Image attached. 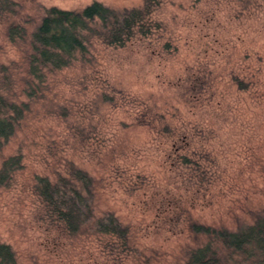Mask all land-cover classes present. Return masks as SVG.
I'll return each mask as SVG.
<instances>
[{"label":"rangeland","instance_id":"rangeland-1","mask_svg":"<svg viewBox=\"0 0 264 264\" xmlns=\"http://www.w3.org/2000/svg\"><path fill=\"white\" fill-rule=\"evenodd\" d=\"M16 1L17 20L31 29L46 7L93 0ZM99 1L131 8L144 0ZM152 18L161 26L147 36L122 46L94 39L48 73L43 96L3 145L0 165L23 156L0 186V241L19 264H184L208 239L193 238L186 213L234 230L264 207V0H157ZM5 24L4 63L21 55ZM67 160L96 179L95 213L127 225L128 247L98 233L70 236L47 217L36 174L54 180Z\"/></svg>","mask_w":264,"mask_h":264},{"label":"trees","instance_id":"trees-1","mask_svg":"<svg viewBox=\"0 0 264 264\" xmlns=\"http://www.w3.org/2000/svg\"><path fill=\"white\" fill-rule=\"evenodd\" d=\"M156 6L157 0H144L141 6L131 8H113L99 0L80 9L50 6L28 29V20L16 18L19 3L0 0V20L6 23L3 34L21 52L17 60L0 62V151L31 110V99L43 96L48 73L70 66L78 54L88 51L94 39L122 46L132 38L152 33L161 26L152 18ZM160 130H169L168 124ZM22 157L18 152L3 158L0 186L10 185L22 166ZM181 161L189 163L190 158L181 154ZM65 171H56L54 180L36 174L33 184L51 222L73 237L98 233L112 237L122 248L128 247L127 225L111 211L95 213L96 179L72 160L66 161ZM249 211L252 222L239 221L234 230L198 222L186 213L184 219L193 238L205 234L208 239L190 248L184 264H223L231 255L236 256L237 264H264V207ZM0 264H19L14 249L4 241H0Z\"/></svg>","mask_w":264,"mask_h":264}]
</instances>
